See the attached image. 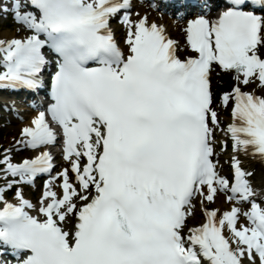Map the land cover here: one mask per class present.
<instances>
[{"label":"snow or ice","instance_id":"snow-or-ice-1","mask_svg":"<svg viewBox=\"0 0 264 264\" xmlns=\"http://www.w3.org/2000/svg\"><path fill=\"white\" fill-rule=\"evenodd\" d=\"M144 2L0 0L21 33L0 35V88L50 84L0 145V264H264V174L241 158L264 165V0H177L183 57Z\"/></svg>","mask_w":264,"mask_h":264},{"label":"bare ground","instance_id":"bare-ground-1","mask_svg":"<svg viewBox=\"0 0 264 264\" xmlns=\"http://www.w3.org/2000/svg\"><path fill=\"white\" fill-rule=\"evenodd\" d=\"M141 8H143V6L141 7ZM165 22H166V24H167V26H170V22L168 21V20H164ZM5 34H7V35H12V33H10L9 31H2V32H0V35H5ZM179 41H181V39H180V37H179ZM181 44V43H180ZM14 126V125H13ZM15 127V126H14ZM250 162V161H249ZM258 171H259V173H260V176L262 175V174H264V172L261 170V169H258ZM214 206L215 207H217L218 208V206L216 205V204H214ZM229 207V204H228V206H223L222 205V208H220V210L221 209H224V208H228Z\"/></svg>","mask_w":264,"mask_h":264}]
</instances>
